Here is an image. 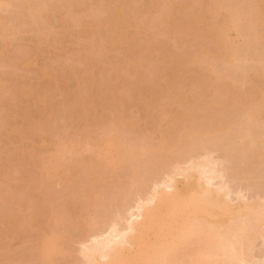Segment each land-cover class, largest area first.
<instances>
[{
    "label": "bare ground",
    "instance_id": "6f19581e",
    "mask_svg": "<svg viewBox=\"0 0 264 264\" xmlns=\"http://www.w3.org/2000/svg\"><path fill=\"white\" fill-rule=\"evenodd\" d=\"M158 1L0 0V264L256 261L261 191L215 184L264 162V0ZM48 33L78 50L32 84Z\"/></svg>",
    "mask_w": 264,
    "mask_h": 264
},
{
    "label": "rangeland",
    "instance_id": "374dc122",
    "mask_svg": "<svg viewBox=\"0 0 264 264\" xmlns=\"http://www.w3.org/2000/svg\"><path fill=\"white\" fill-rule=\"evenodd\" d=\"M24 2H25V0H12L11 7L5 13L6 16L10 17V23L13 26H17L18 27L21 24L20 18L19 19H15V15L14 14L15 13H19L22 10H24L23 6L26 5V3H24ZM139 2H140V0H139ZM158 3L162 4L163 0H159ZM157 10L158 9H156L155 11H157ZM12 14H13V16H11ZM64 14H65V10H61L53 18L54 25L56 27H58L61 24V19L63 18ZM30 23H31L30 27L33 28L31 30V32H35L37 25L32 23L31 20H30ZM43 38H44L45 41L49 42L50 46H48V44L44 43V46H42L41 51L39 53H36V47H35V45H33L30 42L31 38H29L28 36L22 42L18 41V42L14 43V45L15 44H21L22 45L21 47L25 48L27 50V52H28L26 54V58L29 61H31L32 63L28 66L26 71H20L19 75L23 79H25L26 81L32 82V84H37L39 82L46 84V83L50 82V80L52 78L49 77V75L47 74L48 71H45V72L43 71V68L46 66V64L50 63V61L51 62L52 61H61L63 63V66L68 69L69 65H72L73 62H74V53L78 50V48H75L74 51H71L72 47H70V46H69L70 47L69 48V52H65V51L61 50L62 48L60 49V47L58 45L53 43V36L50 35L49 33H48V35L47 34L44 35ZM243 42H244V39L242 37H239L238 38V45H241ZM253 46H256V44L254 43ZM73 47H75V46H73ZM14 49H16V48L12 49V46L7 48V54H9L8 55L9 57H12V53H13ZM98 52H99V50L96 49V47H95L94 51L92 52L91 58H87V59L83 58L85 62H88V65H89L88 67H91L92 64H93L92 63V61H93L92 58H94V60L96 62L104 63L103 57H101ZM58 59H60V60H58ZM54 64H56V63H54ZM250 64H253V63H250ZM119 75L122 76L123 72L119 71ZM239 146L241 147V145H239ZM49 148H50V146H48V149ZM237 149H239V147L238 148L236 147V151H237ZM239 150L241 151L242 147ZM239 150H238V153L240 152ZM224 151L227 152L226 150H224ZM224 151H222L223 153L221 151H219L221 153L218 152V154H222L219 157H221V158L224 157L223 156V154H225ZM215 155H216V153H215ZM217 158L218 157L216 155L215 159H217ZM226 163H224V165L226 164L228 166L229 165L228 163H230V162L228 161ZM245 163L246 162L243 163L244 165L243 164L239 165V166L237 165L238 166L237 169L238 168L240 169L239 171L237 169H236L237 171L235 170L236 167H234V166H236V165H234L233 163H232L233 168L231 166V170L229 168L230 166L227 168L226 165L225 166L223 165L221 167V169H223V167H226L227 173H228V171H229V173L232 172V169H234L236 171V174H237V172H240L237 175H240L242 173H244V174L238 176V179L236 180L237 176L236 177L233 176V175H235L234 174L235 172H233L232 176L231 175L230 176L232 178L235 177L234 178L235 181L232 180V178H230V176L227 175L228 181L227 180L225 181L226 177L224 178L223 181L218 179V182H217V184H215V186L216 185L219 186V183H220L219 181H221V185L224 184V186H227V185L230 186V187L227 186V189L231 190V193H234V194H231V196H235L237 198L239 196V192L242 190L243 192H240L241 193L240 198L244 194L245 197H243V199L246 198L245 200H248V199L250 200L251 198L253 199V197L256 198L257 196H255L254 194L257 191L256 188H259L258 191L259 192L261 191V193H259L261 195H258V193H257L258 191L256 192V195H258L260 197L262 196L261 197L262 198L261 201L263 203L264 202V162L260 163L259 160L255 161L254 171H253L254 174L252 175L251 178L248 177L247 173L242 172V171H245V170L247 171V169L250 168L251 160H248V162H247L248 164L246 163L247 164L246 167H245ZM230 165H231V163H230ZM241 167H245V169L243 170V168H241ZM224 171H225V168H224ZM222 182H226V183H222ZM252 186H254V187L256 186V187L253 189ZM55 188H56V190H60L61 189V187L59 185L55 186ZM234 188L236 189L237 192L239 190V192L236 193V191H234L235 190ZM237 194H238V196H237ZM235 197H234V199H235ZM263 208H264V206H263ZM20 244L21 243L19 241H17L16 239H12V241H11V249L14 250V251L19 249ZM256 244H257V246H256ZM256 244H255L256 247L253 248V250H254L253 253L255 254V256H252V254H251L252 258H256V259H252V261L256 260V261H254V264L255 263L257 264L258 261L264 262L263 261L264 260V238L259 239L256 242ZM3 252H4L3 249H1V247H0V255H2ZM260 262H259V264H261ZM13 263L17 264V262H13ZM1 264H12V262L10 263L8 261L3 260V261H1Z\"/></svg>",
    "mask_w": 264,
    "mask_h": 264
}]
</instances>
